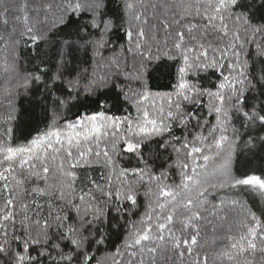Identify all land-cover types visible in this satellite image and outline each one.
I'll return each mask as SVG.
<instances>
[{
	"label": "snow or ice",
	"instance_id": "1",
	"mask_svg": "<svg viewBox=\"0 0 264 264\" xmlns=\"http://www.w3.org/2000/svg\"><path fill=\"white\" fill-rule=\"evenodd\" d=\"M0 264H264V0H0Z\"/></svg>",
	"mask_w": 264,
	"mask_h": 264
}]
</instances>
